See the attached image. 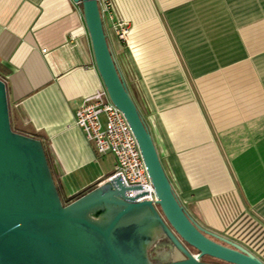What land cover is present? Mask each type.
<instances>
[{"label":"crops","instance_id":"crops-1","mask_svg":"<svg viewBox=\"0 0 264 264\" xmlns=\"http://www.w3.org/2000/svg\"><path fill=\"white\" fill-rule=\"evenodd\" d=\"M109 1L108 46L175 195L264 261V0ZM121 20L126 42L113 32ZM0 79L11 129L42 142L61 194L111 176L112 156L74 124L103 88L79 5L0 0Z\"/></svg>","mask_w":264,"mask_h":264},{"label":"water","instance_id":"water-1","mask_svg":"<svg viewBox=\"0 0 264 264\" xmlns=\"http://www.w3.org/2000/svg\"><path fill=\"white\" fill-rule=\"evenodd\" d=\"M71 1L81 9L108 99L122 112L137 141L156 206L129 199V188L119 177L77 197L61 194L41 141L11 129L6 85L0 79V264H154L149 250L161 237L172 252L170 261L158 264H207L198 261L201 256L230 264H264L187 214L117 69L97 1ZM182 242L198 253L196 257Z\"/></svg>","mask_w":264,"mask_h":264},{"label":"built area","instance_id":"built-area-1","mask_svg":"<svg viewBox=\"0 0 264 264\" xmlns=\"http://www.w3.org/2000/svg\"><path fill=\"white\" fill-rule=\"evenodd\" d=\"M96 1L101 17L110 18V1ZM129 31L127 22L121 20L113 24L114 35L120 42L127 41ZM73 115L74 124L82 131L94 152L98 156H112L114 168L109 178L119 177L123 185L129 188L125 195L134 202L149 201L156 206V196L137 141L122 112L108 99L104 87L85 97Z\"/></svg>","mask_w":264,"mask_h":264},{"label":"flooded vegetation","instance_id":"flooded-vegetation-1","mask_svg":"<svg viewBox=\"0 0 264 264\" xmlns=\"http://www.w3.org/2000/svg\"><path fill=\"white\" fill-rule=\"evenodd\" d=\"M217 235L223 237L222 235H219V234H217ZM223 238H225V237H223ZM211 239L213 241L221 244V245H224V246L228 247V245H226V244H224V243H222V242H220V241H218V240H216L214 238H211ZM225 239H227V238H225ZM227 240H229V239H227ZM229 241H231V240H229ZM231 242H233V241H231ZM182 244L188 251H190L192 253V255L194 257H196V255L198 254L196 251L192 250L189 246H186L185 243L182 242ZM153 248L159 250L160 253L158 251H153L154 256L152 257V256H150V252H151V250ZM171 252H172L171 251V246L169 245L168 241L164 237H161V238L155 240V242L151 246V249L149 250V257H150L151 261L154 264H158V263L170 261L171 260ZM198 261H200L202 263H207V264H230V263H227V262H224V261H221V260H218V259H214V258H211V257H207V256H201L198 259ZM262 262H264V261H262Z\"/></svg>","mask_w":264,"mask_h":264},{"label":"rangeland","instance_id":"rangeland-1","mask_svg":"<svg viewBox=\"0 0 264 264\" xmlns=\"http://www.w3.org/2000/svg\"><path fill=\"white\" fill-rule=\"evenodd\" d=\"M62 201L64 202V200L62 199ZM151 249V248H150ZM153 251H159V250H157V249H155V248H153L152 250H151V252H150V256H154V254H153Z\"/></svg>","mask_w":264,"mask_h":264},{"label":"trees","instance_id":"trees-1","mask_svg":"<svg viewBox=\"0 0 264 264\" xmlns=\"http://www.w3.org/2000/svg\"><path fill=\"white\" fill-rule=\"evenodd\" d=\"M39 140V139H38ZM42 143V142H41ZM44 148V147H43Z\"/></svg>","mask_w":264,"mask_h":264},{"label":"bare ground","instance_id":"bare-ground-1","mask_svg":"<svg viewBox=\"0 0 264 264\" xmlns=\"http://www.w3.org/2000/svg\"><path fill=\"white\" fill-rule=\"evenodd\" d=\"M159 252V251H158ZM160 253V252H159Z\"/></svg>","mask_w":264,"mask_h":264}]
</instances>
